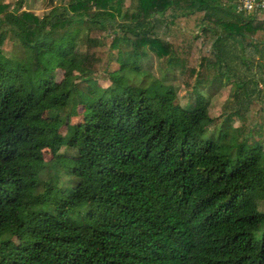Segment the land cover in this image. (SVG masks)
Listing matches in <instances>:
<instances>
[{
    "label": "trees",
    "instance_id": "obj_1",
    "mask_svg": "<svg viewBox=\"0 0 264 264\" xmlns=\"http://www.w3.org/2000/svg\"><path fill=\"white\" fill-rule=\"evenodd\" d=\"M23 1L0 14V264H264V11Z\"/></svg>",
    "mask_w": 264,
    "mask_h": 264
},
{
    "label": "rangeland",
    "instance_id": "obj_2",
    "mask_svg": "<svg viewBox=\"0 0 264 264\" xmlns=\"http://www.w3.org/2000/svg\"><path fill=\"white\" fill-rule=\"evenodd\" d=\"M20 0H0V14H7L10 10H12L14 8L15 4H18L17 2H19ZM60 0H55V4H59ZM126 5L130 2V0H125ZM227 1H225L226 3ZM85 6H82L85 10H89L90 12H96V11H108V12H112L114 14H118L119 13V7L116 3V0H90L88 3H84ZM129 5V4H128ZM52 8L50 1L49 0H24L22 2V5L20 7V14H25L27 17L33 19L32 21H35L36 18H38V16H42L45 13H47L50 9ZM71 8V5H70ZM149 9V7H148ZM151 9V7H150ZM10 42V40H9ZM246 53H249V49L246 47ZM15 50H17V48H15L13 46V44L9 43L7 46L4 47V52L6 53V57L8 58H12L14 59L17 55H15ZM22 59L24 56H20ZM260 57L258 55H256L255 59H254V63L251 66V68L249 69V72L246 76H255L257 79H260V77H264V73H261L262 70L259 67V60ZM263 60V59H262ZM154 65V66H153ZM114 66H118V65H114ZM151 66L154 70V73L156 75L161 74L159 65L157 63V61L155 60L154 63H151ZM243 72H246L247 69L246 68H242ZM263 74V75H262ZM175 78V80L177 81H181L183 88L185 89L187 86V83L185 81V79L183 78V76L181 75V73L179 71H170L168 74V78ZM246 78V77H244ZM102 84L107 85L109 83V81L107 80H102L100 81ZM260 89H262V93H261V97L264 98V82H261L260 84ZM188 92H186L185 90H181L178 93V101L184 105V106H188V102L190 100L189 96H188ZM230 84L229 85H225L220 87L216 93L211 96V106H210V112L212 115H218L220 113H223V103L226 102L227 98L230 96ZM232 99H234V97H231ZM225 111H227V109L225 108ZM68 119V123H75L77 121L82 120L81 117H77L76 116H70ZM235 124H239L238 121L236 120ZM215 126H212L209 129V132L212 131V129H214ZM212 133V132H211ZM66 150L64 147L61 148V151ZM46 158L49 159L51 157V153L49 151H46ZM66 177H64L65 179ZM43 187V186H42ZM249 205L251 206H256L257 203H249ZM261 208L264 209V201L261 204ZM264 220V218H263Z\"/></svg>",
    "mask_w": 264,
    "mask_h": 264
},
{
    "label": "built area",
    "instance_id": "obj_3",
    "mask_svg": "<svg viewBox=\"0 0 264 264\" xmlns=\"http://www.w3.org/2000/svg\"><path fill=\"white\" fill-rule=\"evenodd\" d=\"M235 9L243 14L264 11V0H233Z\"/></svg>",
    "mask_w": 264,
    "mask_h": 264
}]
</instances>
